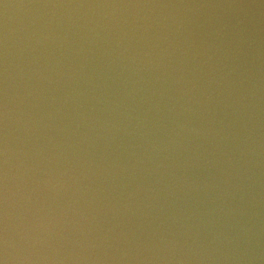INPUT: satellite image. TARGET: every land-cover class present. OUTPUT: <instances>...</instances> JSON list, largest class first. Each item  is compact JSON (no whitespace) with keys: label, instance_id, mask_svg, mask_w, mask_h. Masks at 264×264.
<instances>
[{"label":"water","instance_id":"95a60500","mask_svg":"<svg viewBox=\"0 0 264 264\" xmlns=\"http://www.w3.org/2000/svg\"><path fill=\"white\" fill-rule=\"evenodd\" d=\"M0 264H264V0H0Z\"/></svg>","mask_w":264,"mask_h":264}]
</instances>
